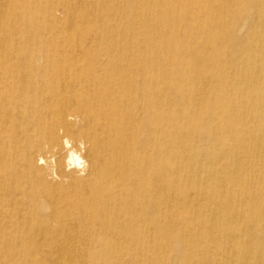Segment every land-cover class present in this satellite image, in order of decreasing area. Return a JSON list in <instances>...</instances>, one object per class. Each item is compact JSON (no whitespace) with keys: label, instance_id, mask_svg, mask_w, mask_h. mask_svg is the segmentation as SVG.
<instances>
[{"label":"bare ground","instance_id":"1","mask_svg":"<svg viewBox=\"0 0 264 264\" xmlns=\"http://www.w3.org/2000/svg\"><path fill=\"white\" fill-rule=\"evenodd\" d=\"M0 264H264V0H0Z\"/></svg>","mask_w":264,"mask_h":264}]
</instances>
